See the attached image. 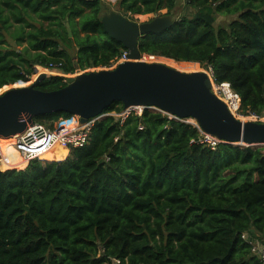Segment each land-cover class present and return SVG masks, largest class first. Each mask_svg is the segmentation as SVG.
I'll return each instance as SVG.
<instances>
[{
  "label": "trees",
  "instance_id": "1",
  "mask_svg": "<svg viewBox=\"0 0 264 264\" xmlns=\"http://www.w3.org/2000/svg\"><path fill=\"white\" fill-rule=\"evenodd\" d=\"M104 2L0 0V96L51 64L64 75L117 64L126 49L105 32ZM117 4L135 22L173 15L165 33L140 38L143 57L200 65L231 85L244 117H264V0H185L177 15L179 0ZM217 15L228 28H216ZM66 84L53 75L36 88ZM124 111L117 102L104 114ZM62 116L71 118L35 123L55 129ZM200 137L195 125L145 109L100 120L64 161L58 148L46 159L59 161L0 169V264H262L241 237L264 240V147L212 150Z\"/></svg>",
  "mask_w": 264,
  "mask_h": 264
},
{
  "label": "water",
  "instance_id": "2",
  "mask_svg": "<svg viewBox=\"0 0 264 264\" xmlns=\"http://www.w3.org/2000/svg\"><path fill=\"white\" fill-rule=\"evenodd\" d=\"M100 21L105 32L124 46L126 60L114 69L91 72L77 66L76 76H66V86L50 92L36 88L49 77L48 71L39 69L30 86L0 96V139L6 141L24 133L36 118L46 115H70L85 124L119 102L125 111L139 107L171 119H193L204 133L223 144L264 147V123L236 117L213 93L215 82L209 72H184L143 60L140 38L165 33L174 24L172 14L138 23L121 12L110 11ZM67 27L72 36L70 25Z\"/></svg>",
  "mask_w": 264,
  "mask_h": 264
},
{
  "label": "built area",
  "instance_id": "3",
  "mask_svg": "<svg viewBox=\"0 0 264 264\" xmlns=\"http://www.w3.org/2000/svg\"><path fill=\"white\" fill-rule=\"evenodd\" d=\"M126 60V52L123 54L122 58L111 68H102V69H114L120 63ZM61 66V65H60ZM57 66L51 64L47 68H43L48 73L55 72V68ZM59 67V66H58ZM56 73V72H55ZM65 78V82L67 83L66 75L57 74ZM212 76V73H211ZM213 93L216 94L221 100H223L229 110L236 116L237 113L240 112L241 107V99L240 96L235 93L229 83H222L220 85L214 83ZM131 109L124 111L122 115V119L125 120L130 114H132ZM145 109L141 108L140 113H136L141 115ZM135 113V112H133ZM103 116V115H102ZM100 116V117H102ZM100 117L90 119L85 124H81L79 119L76 117H71L67 119H59L60 126L56 129H50L47 126L34 123L33 125H29L26 131L22 134H18L17 136L6 140L11 150L9 155H4L2 148L0 146V169L4 170L5 168L17 169L18 163L16 161H12L11 159H15V155H18V158L21 159L25 163H31L35 160L38 161H46V156L48 154L53 153L58 148L65 149L71 151L74 148H80L86 146L90 141L91 133L101 119ZM249 117H255V122L264 123V117H259L257 115H252ZM181 121V120H180ZM253 121V120H252ZM71 123L74 124V127L71 128ZM200 132V140L199 143L207 145L212 150H216L222 141L217 138L204 133L198 125H195ZM17 160V159H16ZM6 165H11L9 167H5ZM242 240L249 244L251 248V254L253 257L257 258L262 264H264V240H260L252 237L248 233H244L242 235ZM116 264H120L119 261H116Z\"/></svg>",
  "mask_w": 264,
  "mask_h": 264
},
{
  "label": "rangeland",
  "instance_id": "4",
  "mask_svg": "<svg viewBox=\"0 0 264 264\" xmlns=\"http://www.w3.org/2000/svg\"><path fill=\"white\" fill-rule=\"evenodd\" d=\"M107 8H106V11H118L119 12V5L117 4L118 3V0H104ZM185 9V0H179V4L177 6V11H176V15L181 13V11H183ZM162 14H166V11H163ZM133 18L135 20H137V22L139 23H143V22H147L149 20H152L154 18V15H146V16H133ZM230 21L231 19L230 18H227L225 16H222V15H217V21H216V28H228L229 24H230ZM19 49H22V48H19ZM74 51V50H73ZM143 60L144 61H147V62H150V63H163V64H167L171 67H175L176 64H180V63H183V62H176V61H173V60H168V59H165V58H159V57H153V56H144L143 57ZM177 69V68H176ZM95 70H101V69H95ZM95 70H89V71H85V72H91V71H95ZM196 71H206L204 69L201 68L200 65H198V67L196 68ZM184 72H193V71H184ZM208 72V71H207ZM38 73H36L32 78H31V81L29 83H27L26 85L30 86L32 83H34V78L37 76ZM49 76H53V75H57V73L53 72V73H48ZM209 74L211 75V71H209ZM77 75V72L75 74H69V75H66L67 77H74ZM12 88V87H10ZM133 112L135 113H140L138 110H132ZM151 111H156V110H151ZM132 112V113H133ZM157 112V111H156ZM124 113V112H123ZM123 113H111V114H104L102 117H100V119H104L106 117H108L109 115H113L117 118H120L122 117ZM236 117H238L239 119L241 118H244L243 120H247V121H254L256 120L255 117H244V115H242L240 112L236 114ZM67 118H70V117H66V116H62L60 117V119H67ZM171 118V117H170ZM183 122H186V123H191L193 125H197L196 124V121L193 120V119H185V120H181ZM48 123V122H47ZM51 124V123H48V125ZM48 125H45L47 126L48 128H50ZM55 129L58 128L60 126V120H57L53 123ZM71 125L73 126V123H71ZM4 143H6V141L0 139V146L2 148V151H3V145ZM59 151V149H58ZM58 151H56L55 153H58ZM71 151H69L70 153ZM68 157V155H67ZM66 157V159H67ZM65 160V158H64ZM62 160V161H64ZM48 161V160H46ZM50 161H55V160H50ZM32 163V162H31ZM31 163H25V162H22V163H19L18 166H21L23 164H26V166L22 169V168H17L18 170H24L26 169ZM7 167L11 166V165H6ZM16 166V167H18ZM2 170V169H1ZM8 170H12L11 168H8V169H4L2 171H8Z\"/></svg>",
  "mask_w": 264,
  "mask_h": 264
},
{
  "label": "crops",
  "instance_id": "5",
  "mask_svg": "<svg viewBox=\"0 0 264 264\" xmlns=\"http://www.w3.org/2000/svg\"><path fill=\"white\" fill-rule=\"evenodd\" d=\"M57 74H60V73H57ZM63 75H64V74H63ZM73 127H74V124H73V126H72L71 128H73ZM64 150H65V149H64ZM67 155L69 156L70 153H69L68 150H65V153H64L62 156L58 157V158H62V159L64 160V158L66 159ZM50 160H52V159H49L48 161H50ZM55 161H59V160H55ZM60 161H62V160H60ZM25 165H26V164H25Z\"/></svg>",
  "mask_w": 264,
  "mask_h": 264
},
{
  "label": "bare ground",
  "instance_id": "6",
  "mask_svg": "<svg viewBox=\"0 0 264 264\" xmlns=\"http://www.w3.org/2000/svg\"><path fill=\"white\" fill-rule=\"evenodd\" d=\"M178 69V68H177ZM179 70H182V69H179ZM182 71H184V70H182ZM196 71V70H195ZM133 109H138V111H141V108H133ZM244 118H241V120H243ZM243 121H247V120H243ZM4 141V140H3ZM56 151H58V149L57 150H55L54 152H56ZM23 161H20V162H17L18 164L19 163H22Z\"/></svg>",
  "mask_w": 264,
  "mask_h": 264
}]
</instances>
